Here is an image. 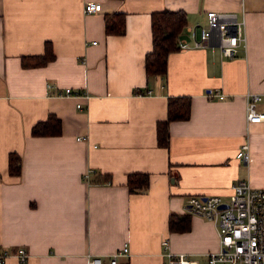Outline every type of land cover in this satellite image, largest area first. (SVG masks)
<instances>
[{
    "label": "crops",
    "instance_id": "1",
    "mask_svg": "<svg viewBox=\"0 0 264 264\" xmlns=\"http://www.w3.org/2000/svg\"><path fill=\"white\" fill-rule=\"evenodd\" d=\"M0 0V248L4 264H88L124 243L119 264H165L166 252L206 261L219 248L216 224L189 210L191 195L227 198L240 179L264 187V121L248 124L247 93L263 95L264 0ZM183 10L188 26L207 10L233 11L246 42L233 57L218 45L170 53L166 74L148 75L152 13ZM125 12L126 32L107 34L105 16ZM55 59L25 67L22 56ZM95 41V42H93ZM52 84V86H49ZM66 87L90 97L60 94ZM226 98H218L216 92ZM191 98L190 117L169 122V146L158 142L170 96ZM82 104V108L77 107ZM56 114L58 135L35 136V123ZM250 144L251 159L236 158ZM22 157L20 176L9 154ZM150 185L131 192V173ZM109 179L102 180L103 176ZM100 179V181H98ZM172 214L191 216L187 231H171ZM168 240V247L163 240ZM29 258L21 263L17 249Z\"/></svg>",
    "mask_w": 264,
    "mask_h": 264
},
{
    "label": "built area",
    "instance_id": "2",
    "mask_svg": "<svg viewBox=\"0 0 264 264\" xmlns=\"http://www.w3.org/2000/svg\"><path fill=\"white\" fill-rule=\"evenodd\" d=\"M85 12H96L99 4L95 0L84 5ZM188 38L178 39L180 49L204 48L218 45L221 54L233 57L239 46L246 42L244 22L233 11L207 10V22L188 26ZM95 42V41H93ZM49 86H52L50 84ZM90 97L87 91L66 87L60 94ZM218 98H226L223 92H216ZM246 120L248 124L264 121V110L258 104L263 99L260 93H247ZM82 108L81 103H77ZM236 158L249 162L250 144L245 141L236 153ZM190 212L212 220L219 236V248L210 250L206 255V264H264V187H256L250 181L240 179L231 185V193L225 198L220 194L191 195L188 199ZM225 207H222V205ZM168 247V240H163ZM129 253L128 243L109 256V264H119L118 258ZM10 252L0 248V264H4ZM165 264H204L188 253L166 252ZM21 263L29 258L28 250L21 246L17 249ZM88 264H103L102 256H89Z\"/></svg>",
    "mask_w": 264,
    "mask_h": 264
},
{
    "label": "trees",
    "instance_id": "3",
    "mask_svg": "<svg viewBox=\"0 0 264 264\" xmlns=\"http://www.w3.org/2000/svg\"><path fill=\"white\" fill-rule=\"evenodd\" d=\"M187 16L183 10L164 9L152 13V37L153 48L146 55L145 65L148 75L166 74L168 70V58L170 53L179 49L178 36L185 26ZM105 29L107 34H124L126 32L125 12L106 14ZM56 57L51 41H46L45 52L38 55L22 56V64L25 67L45 65ZM191 98L186 95L170 96L168 98V113L165 120L157 125L158 142L163 146H169L170 132L169 122L183 120L190 117ZM62 132V121L56 114H50L46 120L35 123L31 133L35 136L58 135ZM22 171V157L17 152L9 154V172L20 176ZM109 179L103 176L102 180ZM100 181V179L98 180ZM127 185L131 192H141L150 185V175L143 172L131 173L128 176ZM191 227V216L188 214H172L169 218L171 231H187Z\"/></svg>",
    "mask_w": 264,
    "mask_h": 264
},
{
    "label": "rangeland",
    "instance_id": "4",
    "mask_svg": "<svg viewBox=\"0 0 264 264\" xmlns=\"http://www.w3.org/2000/svg\"><path fill=\"white\" fill-rule=\"evenodd\" d=\"M202 260V259H201ZM204 264H206V261L204 260V262H203Z\"/></svg>",
    "mask_w": 264,
    "mask_h": 264
},
{
    "label": "water",
    "instance_id": "5",
    "mask_svg": "<svg viewBox=\"0 0 264 264\" xmlns=\"http://www.w3.org/2000/svg\"><path fill=\"white\" fill-rule=\"evenodd\" d=\"M226 204L222 205V207H225Z\"/></svg>",
    "mask_w": 264,
    "mask_h": 264
}]
</instances>
